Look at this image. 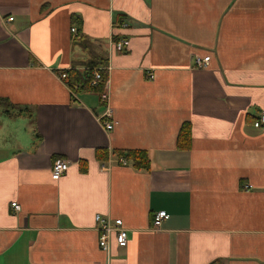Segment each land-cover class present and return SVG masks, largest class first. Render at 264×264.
Segmentation results:
<instances>
[{"label":"crops","instance_id":"obj_1","mask_svg":"<svg viewBox=\"0 0 264 264\" xmlns=\"http://www.w3.org/2000/svg\"><path fill=\"white\" fill-rule=\"evenodd\" d=\"M96 67L112 130L58 76ZM0 97V264H264V0H0ZM129 149L150 168L118 163ZM97 214L127 246L100 247Z\"/></svg>","mask_w":264,"mask_h":264},{"label":"built area","instance_id":"obj_2","mask_svg":"<svg viewBox=\"0 0 264 264\" xmlns=\"http://www.w3.org/2000/svg\"><path fill=\"white\" fill-rule=\"evenodd\" d=\"M13 19L12 17L9 20ZM120 27H127L128 23L126 21L120 22ZM73 31H76V28H72ZM130 45V39L128 37H121L116 36L115 38L111 39V46L112 48H116L119 51H123L128 48ZM210 55L206 56H195V66L199 68H204L209 65L210 63ZM104 68H89L86 70H91L92 75L94 76L91 85L96 86L99 83L103 82V89L102 92L99 94L100 99L105 106L104 113L99 116V120L103 124V126L107 130H112L116 120L114 118L113 108L111 107L110 102V94H109V81L108 78H104L102 74V70ZM59 78L69 87L72 91L73 89H78L80 85L75 84L72 85L68 82V73L67 70H63L58 73ZM153 77V75L151 76ZM73 92V91H72ZM74 93V92H73ZM254 127L264 132V109L261 110L259 116L253 123ZM118 163L122 165H127L128 160L123 156H118L117 160ZM70 168V162L62 157H57L54 159L53 166H52V178L55 180H59ZM246 189L252 188V185L246 184ZM12 207L15 211H19L21 209L20 204L17 202L12 203ZM169 218V214L166 210H160L155 213L153 218V224L155 229H160L162 224L165 220ZM97 222V229L100 232V247L104 251H109L112 237L116 238V241L119 246H127L128 244V230L124 227L123 220L121 218H112L111 216L107 215L104 216L102 214H97L96 217Z\"/></svg>","mask_w":264,"mask_h":264},{"label":"trees","instance_id":"obj_3","mask_svg":"<svg viewBox=\"0 0 264 264\" xmlns=\"http://www.w3.org/2000/svg\"><path fill=\"white\" fill-rule=\"evenodd\" d=\"M67 73H68V82L72 85H75V84L80 85L79 89H91L93 91H96L98 94L102 92L103 82L99 83L96 86L91 85V82L94 78L91 70L70 69V70H67ZM102 74L104 78H107L106 71L102 70ZM6 102H8L6 98L0 97V105L5 104ZM18 111L11 110V109L4 110V112L7 113L8 115H17L18 113H21L23 109H20ZM191 134L192 132H191L190 122H187V121L183 122L180 127L178 138H177L179 147L188 148ZM118 156L125 157L132 164V166H134L137 169H149L150 168L151 160H150L148 152L144 149H129V150H123V151L121 150L118 152Z\"/></svg>","mask_w":264,"mask_h":264},{"label":"rangeland","instance_id":"obj_4","mask_svg":"<svg viewBox=\"0 0 264 264\" xmlns=\"http://www.w3.org/2000/svg\"><path fill=\"white\" fill-rule=\"evenodd\" d=\"M2 108H6V106H4V105H0V109H2Z\"/></svg>","mask_w":264,"mask_h":264}]
</instances>
